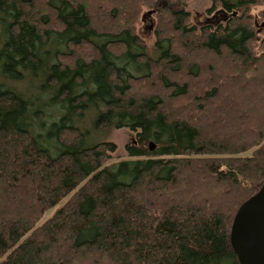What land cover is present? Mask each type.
<instances>
[{
	"label": "trees",
	"instance_id": "trees-1",
	"mask_svg": "<svg viewBox=\"0 0 264 264\" xmlns=\"http://www.w3.org/2000/svg\"><path fill=\"white\" fill-rule=\"evenodd\" d=\"M157 1L0 0V264H240L235 216L264 185V0H210L199 30L190 0Z\"/></svg>",
	"mask_w": 264,
	"mask_h": 264
},
{
	"label": "rangeland",
	"instance_id": "rangeland-1",
	"mask_svg": "<svg viewBox=\"0 0 264 264\" xmlns=\"http://www.w3.org/2000/svg\"><path fill=\"white\" fill-rule=\"evenodd\" d=\"M165 3V0H158L157 5H162ZM212 3L210 0H190L188 2L187 11L191 14L192 18V25L196 27L197 30L200 29L201 26L205 25L206 23H215L217 20L215 19V13L210 14L208 12L209 9H211ZM260 12L259 7H255L253 10V14L257 15ZM153 26H154V19L151 13H146L140 24L138 25V33L144 42V44L147 46V52L150 56L156 57V51L153 48L154 47V37H153ZM158 55V51H157ZM31 79V78H30ZM25 85V89L28 91L30 88ZM36 108L39 110H42L43 108L49 107L50 109H54L55 111L58 110L60 112H64L62 108V104L59 106H54L53 102H51L50 97L45 98L44 100L39 99L35 100ZM60 108V109H59ZM93 115L91 116L90 121L88 122L89 128H87L90 132V137L88 138V141L90 140L91 144L98 143L103 141L105 138L103 135H99L95 133L94 135L91 132V129L94 126L95 117L97 116V113L95 112V109L92 108ZM92 114V113H91ZM84 118L83 120H85ZM81 124H84L81 122ZM92 134V135H91ZM106 141L112 142L116 146V151L113 154V156L119 160H123L126 157V151H125V145L129 142H131V136L128 134L126 130H114L111 133L108 134L106 137Z\"/></svg>",
	"mask_w": 264,
	"mask_h": 264
},
{
	"label": "water",
	"instance_id": "water-1",
	"mask_svg": "<svg viewBox=\"0 0 264 264\" xmlns=\"http://www.w3.org/2000/svg\"><path fill=\"white\" fill-rule=\"evenodd\" d=\"M231 244L240 264H264V185L236 214Z\"/></svg>",
	"mask_w": 264,
	"mask_h": 264
}]
</instances>
